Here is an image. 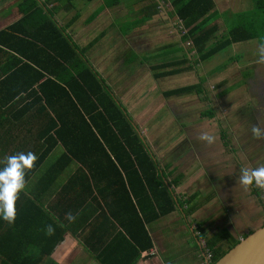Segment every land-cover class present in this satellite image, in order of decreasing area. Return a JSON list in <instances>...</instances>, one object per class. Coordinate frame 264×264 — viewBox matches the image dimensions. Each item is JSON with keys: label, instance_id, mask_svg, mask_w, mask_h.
<instances>
[{"label": "crops", "instance_id": "obj_1", "mask_svg": "<svg viewBox=\"0 0 264 264\" xmlns=\"http://www.w3.org/2000/svg\"><path fill=\"white\" fill-rule=\"evenodd\" d=\"M213 1L216 12L208 25H216V30L207 48L232 36L223 32L236 24L238 13L252 15V0ZM154 2L56 0L48 7H54L56 23L125 106L139 134L143 130L140 135L164 175L174 207L142 222L133 194L125 193L122 184L111 187L73 158H58V145L25 170V189L15 201L12 223L0 219V264H207L205 238L223 227L240 238L264 220V189L238 183L240 166L254 168L264 159V135L254 137L251 132L253 125L264 126V63L258 57L244 63L232 57L244 50L239 42L260 38L261 33L251 39L237 36L214 53L231 46L224 56L228 61L211 68L203 62L214 54L201 59L181 40L182 22L169 14L170 1L158 0L156 13ZM24 4L26 0H0V30L22 17ZM3 49L7 53L0 54V81L14 55ZM247 67L253 76L242 73ZM231 79L242 80L237 86ZM157 84L160 88L153 90ZM215 85L219 91L208 89ZM185 86L192 88L164 95ZM218 100L230 111L225 112L227 120H221L223 112L214 106ZM174 122L177 128L170 131ZM239 127L246 130L241 138L235 133ZM5 131L7 127L0 126V134ZM201 134L212 136V142L201 140ZM11 142L2 140L7 153L0 160L8 156ZM251 158H259L254 167ZM196 177L204 185L195 187Z\"/></svg>", "mask_w": 264, "mask_h": 264}, {"label": "trees", "instance_id": "obj_2", "mask_svg": "<svg viewBox=\"0 0 264 264\" xmlns=\"http://www.w3.org/2000/svg\"><path fill=\"white\" fill-rule=\"evenodd\" d=\"M52 1L56 0H26L20 8L22 17L0 30V54L7 53L3 48L14 53L10 54L11 68L0 81V126L7 127V132L0 134V158L7 153L1 149V142L6 139L13 143L8 155L32 152L37 164L59 145L62 152L58 158H73L90 173L103 176L106 184L111 187L122 184L125 193L133 194L142 222L168 213L174 200L147 142L82 49L56 23L54 7H48ZM169 1L172 6L169 14L176 15L185 29L181 40L183 43L190 40V47L201 59L226 47L237 36L251 39L259 36L261 29L264 37V0H252V15L238 13L241 15L229 31L232 36H223L208 48L206 44L216 30V25H208L216 12L214 1ZM152 7L156 13L158 0ZM191 88L179 87L164 95ZM17 127L25 131L12 133ZM141 230L147 239L144 228ZM223 241L226 246L221 245ZM237 241L224 227L205 238V247L212 256L210 263Z\"/></svg>", "mask_w": 264, "mask_h": 264}, {"label": "clouds", "instance_id": "obj_3", "mask_svg": "<svg viewBox=\"0 0 264 264\" xmlns=\"http://www.w3.org/2000/svg\"><path fill=\"white\" fill-rule=\"evenodd\" d=\"M257 52L258 62L264 63V37L259 40ZM251 132L254 137L264 135V130L255 125L252 126ZM199 138L209 143L213 140L212 136L206 134H201ZM35 159L32 152H17L0 160V219L8 223L14 220L15 201L18 194L25 189V170L32 167ZM238 183L245 188L252 185L264 189V164L254 168L240 166ZM67 218L72 220L70 214Z\"/></svg>", "mask_w": 264, "mask_h": 264}, {"label": "rangeland", "instance_id": "obj_4", "mask_svg": "<svg viewBox=\"0 0 264 264\" xmlns=\"http://www.w3.org/2000/svg\"><path fill=\"white\" fill-rule=\"evenodd\" d=\"M246 7V6H245ZM241 11H243V10H241ZM217 21V20H216ZM215 21V22H216ZM230 22H232V20L230 21ZM230 26V25H229ZM223 28V27H222ZM231 28V27H230ZM230 28H228L227 30H225L224 32H223V35H228L229 34V32L228 31H230ZM258 33H261V29H258ZM261 38V37H260ZM260 38H255V39H251V40H248V41H244V42H239L240 44H244L243 46H244V50L242 51V48L240 49L241 51H237L236 53H234L233 55H232V57H233V59H237V60H239V62L240 63H244L246 60H247V58H257L258 57V52H257V50H256V45L259 43V40H260ZM185 44V43H184ZM247 44V45H246ZM254 44H255V46H254ZM246 46V47H245ZM230 50L231 49V46L230 47H227V48H225V49H223V50H221V51H219L218 53H216V54H214L213 56H211L207 61H204L203 63H208L209 64V67H211V68H216V67H218L219 66V61H221V63L222 62H227L228 61V58H225L224 56L226 55V53L228 52V50ZM248 72V74H250L251 76H253V74L252 73H250L251 71H250V67H247V70H243L242 71V73H247ZM264 74V71H262L261 72V75H263ZM223 77V76H222ZM208 79H206L204 82H206ZM240 80H242V79H236V81H234V80H230V82L232 83L233 81H234V83H232V84H234V85H239L241 82H240ZM173 83H177V82H174V81H171L169 84H173ZM178 84V83H177ZM160 86L161 85H158L157 84V87H155L153 90H156V89H158V87L160 88ZM220 88V87H219ZM219 88L215 85V87L213 86L212 88L211 87H209L208 89H210V90H213V91H215V90H217V91H219ZM215 93V92H214ZM261 99H263L262 100V103H261V119H262V117L264 116V84H261ZM214 104V103H213ZM212 104V105H213ZM215 107H216V109H219V110H222V117H221V120L222 121H224L227 117H226V115H225V112H230V111H227V108L226 107H224V106H221V102L218 100L217 101V103H215V105H214ZM163 113H164V111L163 112H161V113H158V115H159V118L161 117V116H163ZM232 113V112H231ZM171 114H172V116L174 117V115H173V113L171 112ZM167 115H170V112L168 111V113H167ZM231 115H233V114H231ZM230 115V116H231ZM227 120V119H226ZM178 125V123L177 122H174L173 124H171V128H172V130H170V131H173V129H175V128H177L176 126ZM248 129H250L251 128V126H248L247 127ZM261 129L263 130L264 129V126L263 125H261ZM140 130V134H142L143 136H144V134H143V130H141V129H139ZM169 131V132H170ZM246 130L244 129L243 130V128H240L239 127V129L235 132V133H237V135H239L240 136V138L242 137V133L243 132H245ZM145 139V138H144ZM232 144H233V146H235L236 148H237V145H235L234 144V141H232ZM245 145V144H244ZM259 146V144L258 145H256L255 147H258ZM237 149H239V148H237ZM264 150V149H263ZM261 151V153H264V151ZM238 152V154H240V151L238 150L237 151ZM245 152H246V150H245ZM259 152H260V150H259ZM247 153V152H246ZM248 155V154H247ZM249 155H255V153H250ZM262 156V155H261ZM250 157H252V156H250ZM251 159H253V158H251ZM257 160L259 159V158H256ZM256 159L254 158L253 159V161H252V163H251V167H254V163H256V162H254V161H256ZM261 162H262V164H264V159H261ZM256 166V165H255ZM199 168V167H198ZM201 169V168H200ZM201 175V174H200ZM196 179H197V182L195 183V181H196ZM195 183V187H197V186H202V185H204V182H202L201 181V179H199L198 180V178L196 177L194 180H193V184ZM262 193V196H263V198H264V192H261ZM264 223V220H261V224H263Z\"/></svg>", "mask_w": 264, "mask_h": 264}, {"label": "water", "instance_id": "obj_5", "mask_svg": "<svg viewBox=\"0 0 264 264\" xmlns=\"http://www.w3.org/2000/svg\"><path fill=\"white\" fill-rule=\"evenodd\" d=\"M210 264H264V223L252 229Z\"/></svg>", "mask_w": 264, "mask_h": 264}, {"label": "built area", "instance_id": "obj_6", "mask_svg": "<svg viewBox=\"0 0 264 264\" xmlns=\"http://www.w3.org/2000/svg\"><path fill=\"white\" fill-rule=\"evenodd\" d=\"M180 31L182 32L181 34H183L184 32H185V29H183L182 28V26L180 27ZM185 43V45H187V46H189V45H191V41L190 40H187V41H185L184 42ZM211 253H207V259H208V261H207V264H209L210 262H211Z\"/></svg>", "mask_w": 264, "mask_h": 264}]
</instances>
